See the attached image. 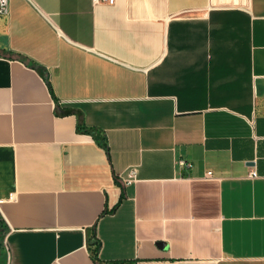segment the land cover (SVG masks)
I'll list each match as a JSON object with an SVG mask.
<instances>
[{
    "label": "crops",
    "instance_id": "1",
    "mask_svg": "<svg viewBox=\"0 0 264 264\" xmlns=\"http://www.w3.org/2000/svg\"><path fill=\"white\" fill-rule=\"evenodd\" d=\"M0 215V264H264V0H9Z\"/></svg>",
    "mask_w": 264,
    "mask_h": 264
},
{
    "label": "trees",
    "instance_id": "2",
    "mask_svg": "<svg viewBox=\"0 0 264 264\" xmlns=\"http://www.w3.org/2000/svg\"><path fill=\"white\" fill-rule=\"evenodd\" d=\"M47 83L50 89L52 90L48 79H47ZM77 115H78V130L80 132L92 134L99 141V143L102 144L106 148V150H108L109 147H108V141H107L106 135L98 129L87 127L84 123L83 115L81 113H77ZM7 230H8V227L5 224V221L3 220L2 216L0 215V247H1V250L3 248V241H4V237H5ZM98 248H99V244L97 245L95 252L98 251ZM95 252L94 254H95V257L97 258V255Z\"/></svg>",
    "mask_w": 264,
    "mask_h": 264
},
{
    "label": "built area",
    "instance_id": "3",
    "mask_svg": "<svg viewBox=\"0 0 264 264\" xmlns=\"http://www.w3.org/2000/svg\"><path fill=\"white\" fill-rule=\"evenodd\" d=\"M94 3H105L108 5H113L115 0H93ZM8 9H9V0H0V17L5 16L8 14ZM180 163L185 166H191L190 162H187L183 159L180 160ZM210 174V172H208ZM137 176V169L136 167H130L125 175L123 176V179L126 184H129L133 182L136 179ZM257 176L256 171H251L250 177H255ZM5 244V243H4Z\"/></svg>",
    "mask_w": 264,
    "mask_h": 264
},
{
    "label": "water",
    "instance_id": "4",
    "mask_svg": "<svg viewBox=\"0 0 264 264\" xmlns=\"http://www.w3.org/2000/svg\"><path fill=\"white\" fill-rule=\"evenodd\" d=\"M1 252H2V250H1V247H0V261H1Z\"/></svg>",
    "mask_w": 264,
    "mask_h": 264
}]
</instances>
